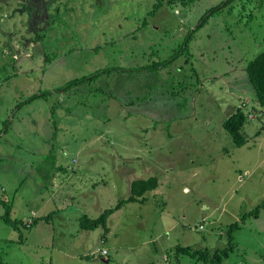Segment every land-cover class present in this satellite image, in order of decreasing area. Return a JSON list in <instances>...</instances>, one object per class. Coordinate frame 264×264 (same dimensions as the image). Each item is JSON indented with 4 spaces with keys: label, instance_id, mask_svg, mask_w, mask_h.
I'll list each match as a JSON object with an SVG mask.
<instances>
[{
    "label": "rangeland",
    "instance_id": "374dc122",
    "mask_svg": "<svg viewBox=\"0 0 264 264\" xmlns=\"http://www.w3.org/2000/svg\"><path fill=\"white\" fill-rule=\"evenodd\" d=\"M171 1L0 0V264H212L178 245L264 264V208L243 219L264 201V108L245 70L264 51V0ZM240 106L236 146L223 121ZM151 176L108 232L81 229Z\"/></svg>",
    "mask_w": 264,
    "mask_h": 264
},
{
    "label": "trees",
    "instance_id": "16d2710c",
    "mask_svg": "<svg viewBox=\"0 0 264 264\" xmlns=\"http://www.w3.org/2000/svg\"><path fill=\"white\" fill-rule=\"evenodd\" d=\"M164 0H158L157 4L154 5L152 12L157 11L160 6H162ZM173 2V0L171 1ZM221 5H218L214 8H211L206 15L203 16L201 19V22L198 26H201L214 11H217L220 9ZM245 70L248 75V79L250 83L253 86V89L255 91V99L256 102L259 103L261 107L264 108V51L251 59L246 67ZM103 70H100L93 74L92 76H83L77 79H73L67 82L66 87H72L79 84L86 83L87 81H90L92 78L96 77L98 74H100ZM125 71V70H124ZM52 91H44L41 93H34L32 94L28 99L23 101L22 103H30L33 100H36L38 98L45 97L48 93H51ZM21 103V105H23ZM243 106V105H242ZM240 106L236 109L235 112H233L231 115L227 116L225 120L223 121V127L228 131L229 135L231 136L232 140L234 141L236 146H242L246 144L247 138L243 133V128L245 127V124L248 121V115L245 112L244 108ZM8 126H6L7 131ZM260 133V132H259ZM159 178L157 176H151L146 179H134L131 183V194L129 197L125 198L123 201L119 202L115 207L108 208L104 210L98 217L91 218L88 215H82L80 217V225L82 230H96L100 226L104 229L105 232L109 231L108 227V219L110 215L118 208H121L124 203L127 202H134V201H140L144 202L146 201L148 194L154 191L159 187ZM4 204H7L6 201L2 200ZM264 208V201L257 205L256 208L249 213H245L243 215V219H245L248 216H254L258 217L260 214V210ZM8 214V215H7ZM7 216H9V211L6 213ZM35 219L32 223H36L37 216H33ZM49 217V216H48ZM8 222H11L12 224L19 223L18 220H13L10 217H7L5 219ZM239 227V223H233L230 226V229H228L229 232L232 233L234 230ZM231 240V235L229 237ZM232 249L230 248L225 249H216L212 251L211 253L208 249L206 250H191V247L188 246H177V251H181L185 254H191V255H197L200 253V259L208 261V258L210 259L212 264H221L224 261V258H227L230 254L229 251ZM171 264V263H170Z\"/></svg>",
    "mask_w": 264,
    "mask_h": 264
},
{
    "label": "built area",
    "instance_id": "2783aa9c",
    "mask_svg": "<svg viewBox=\"0 0 264 264\" xmlns=\"http://www.w3.org/2000/svg\"><path fill=\"white\" fill-rule=\"evenodd\" d=\"M34 216H35V215H34ZM27 221H28V223H31V222H33V219L30 218V220H27ZM201 227H203V226H201ZM94 253H95V252H93L92 254L94 255ZM101 253L105 256V255L108 254V250H107V249H101Z\"/></svg>",
    "mask_w": 264,
    "mask_h": 264
},
{
    "label": "crops",
    "instance_id": "0c3cea01",
    "mask_svg": "<svg viewBox=\"0 0 264 264\" xmlns=\"http://www.w3.org/2000/svg\"><path fill=\"white\" fill-rule=\"evenodd\" d=\"M160 182V181H159ZM132 183V182H131ZM131 185V184H130ZM160 185V184H159ZM59 199V198H58ZM62 198H60L59 199V201L61 200ZM44 206V204H42V207ZM41 208V207H40ZM34 213H36V211H33V214ZM38 213H39V211H38ZM34 216V215H33ZM37 216V215H36ZM38 216H39V214H38ZM33 220L35 219L34 217L32 218ZM27 220H28V218H27ZM102 249H107L106 247H103ZM108 250V249H107ZM109 254V253H108ZM108 254L107 255H105L104 257H108Z\"/></svg>",
    "mask_w": 264,
    "mask_h": 264
}]
</instances>
